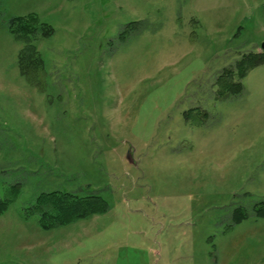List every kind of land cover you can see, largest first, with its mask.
<instances>
[{
    "label": "rangeland",
    "instance_id": "374dc122",
    "mask_svg": "<svg viewBox=\"0 0 264 264\" xmlns=\"http://www.w3.org/2000/svg\"><path fill=\"white\" fill-rule=\"evenodd\" d=\"M28 13L53 28L39 86ZM262 43L264 0H0V264H264V64L217 82ZM52 190L109 208L44 229L23 208Z\"/></svg>",
    "mask_w": 264,
    "mask_h": 264
},
{
    "label": "trees",
    "instance_id": "16d2710c",
    "mask_svg": "<svg viewBox=\"0 0 264 264\" xmlns=\"http://www.w3.org/2000/svg\"><path fill=\"white\" fill-rule=\"evenodd\" d=\"M8 28L16 41L22 42L17 56L18 73L25 77L30 84L39 86V77L44 70V62L37 49L36 42L40 38L51 36L53 28L42 22L36 13L13 16L9 19ZM139 23H128L119 34L124 38L127 30H133ZM264 64V51L243 54L242 57L234 63L233 68L224 69L217 82L221 81V87L231 95L240 94L243 90L242 78L247 75L248 71L256 66ZM236 74L238 80L232 79ZM223 77V79H220ZM192 109L184 112V118L190 119ZM199 114V112H195ZM11 198H0V214L9 206ZM258 208H255L257 216L264 215V202ZM107 202L98 194L89 193L87 195H76L72 192H63L59 190L44 191L36 195L34 202L24 209L25 217L37 215L39 225L44 229H51L57 226L66 225L92 215L105 213L109 206ZM247 214L241 207L233 211V222L239 223L246 219Z\"/></svg>",
    "mask_w": 264,
    "mask_h": 264
},
{
    "label": "water",
    "instance_id": "95a60500",
    "mask_svg": "<svg viewBox=\"0 0 264 264\" xmlns=\"http://www.w3.org/2000/svg\"><path fill=\"white\" fill-rule=\"evenodd\" d=\"M261 48H262V49L264 48V43L261 44Z\"/></svg>",
    "mask_w": 264,
    "mask_h": 264
}]
</instances>
